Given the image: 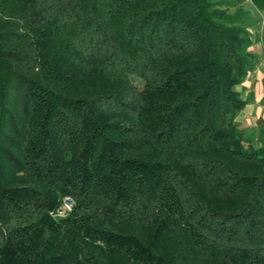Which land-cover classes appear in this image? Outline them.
I'll return each mask as SVG.
<instances>
[{
    "label": "trees",
    "instance_id": "16d2710c",
    "mask_svg": "<svg viewBox=\"0 0 264 264\" xmlns=\"http://www.w3.org/2000/svg\"><path fill=\"white\" fill-rule=\"evenodd\" d=\"M227 1L0 0V264H264Z\"/></svg>",
    "mask_w": 264,
    "mask_h": 264
},
{
    "label": "rangeland",
    "instance_id": "374dc122",
    "mask_svg": "<svg viewBox=\"0 0 264 264\" xmlns=\"http://www.w3.org/2000/svg\"><path fill=\"white\" fill-rule=\"evenodd\" d=\"M223 7H227L230 13H234L238 8L243 9L248 13L247 22L250 31L256 37L263 35L264 12L255 5L253 0H228L227 4H223ZM256 46L257 44L252 47L251 50H254ZM257 49L259 48L257 47ZM262 56H264V54ZM263 63L264 62L259 64L258 67L260 69H264ZM247 80H250V75L242 85L235 88V90L239 92L241 98L247 101L245 108L236 116L235 122L240 129L245 130L247 136L249 135L252 137L251 134L253 133L252 138L257 145L260 146L261 144H264V92L262 90L263 88H260L259 92H251L250 90H252V87H249Z\"/></svg>",
    "mask_w": 264,
    "mask_h": 264
},
{
    "label": "crops",
    "instance_id": "0c3cea01",
    "mask_svg": "<svg viewBox=\"0 0 264 264\" xmlns=\"http://www.w3.org/2000/svg\"><path fill=\"white\" fill-rule=\"evenodd\" d=\"M254 47V46H253ZM257 47L259 49H257ZM252 51H254L257 55L262 56L264 54V47L262 44H257L256 48H254V50L252 49ZM264 64V63H263ZM248 81V85L249 87H252L250 90L251 92H259V89L263 88V92H264V69H260L258 67L257 70H255L254 72H252L250 74V80Z\"/></svg>",
    "mask_w": 264,
    "mask_h": 264
},
{
    "label": "built area",
    "instance_id": "2783aa9c",
    "mask_svg": "<svg viewBox=\"0 0 264 264\" xmlns=\"http://www.w3.org/2000/svg\"><path fill=\"white\" fill-rule=\"evenodd\" d=\"M73 207H74V202L71 198L69 197H66L64 198L63 200V203H62V206L61 208H59L57 210V212L55 214H53V216L55 218H64L66 217L69 213L72 212L73 210Z\"/></svg>",
    "mask_w": 264,
    "mask_h": 264
}]
</instances>
